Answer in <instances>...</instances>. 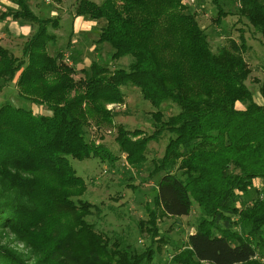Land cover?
Instances as JSON below:
<instances>
[{
  "label": "trees",
  "instance_id": "obj_1",
  "mask_svg": "<svg viewBox=\"0 0 264 264\" xmlns=\"http://www.w3.org/2000/svg\"><path fill=\"white\" fill-rule=\"evenodd\" d=\"M7 1L17 7L0 10V22H27L31 32L15 37L21 55L0 38V92L14 84L19 97L51 113L0 107V264H160L151 243L159 220L189 214L192 198L202 216L171 255L173 264H264V102L247 84L253 69L243 28L240 41L229 37L214 51L185 0H77L75 17L106 20L96 42L110 44L115 59L132 56L127 69L95 60L78 68L64 51L49 50L59 17L37 15L29 0ZM238 1L239 22L264 37V0ZM215 2L221 22L227 12ZM258 83L264 99V78ZM130 85L157 108L152 134L120 124L115 137L131 165L150 178L162 174L147 219L138 221L151 240L144 246L89 220L100 210L81 199L87 183L69 159L100 153L104 145L87 140V128L91 121L112 124L108 105H124L123 87ZM166 102L180 111L166 114ZM163 135L164 154L149 159L151 139ZM117 156L101 159L113 163Z\"/></svg>",
  "mask_w": 264,
  "mask_h": 264
},
{
  "label": "rangeland",
  "instance_id": "obj_2",
  "mask_svg": "<svg viewBox=\"0 0 264 264\" xmlns=\"http://www.w3.org/2000/svg\"><path fill=\"white\" fill-rule=\"evenodd\" d=\"M92 1L100 3L102 0ZM217 1L227 12L224 15L225 17H222L221 22L215 21L219 16V8L215 0H185V3L189 6V10L197 13L200 25L204 29L206 28L214 51L226 44L229 37L239 40L241 31L238 28H243L245 43L248 47L246 59L253 69L247 84L254 92L255 100L258 103H263L264 99L260 93L258 80L264 78V37L259 32H255L247 21L239 22L238 16L235 15L239 5L238 0ZM29 2L33 4L32 8L37 15L45 18L59 17L61 19V26L57 30L58 39L49 48L51 54L64 51L68 57H65L67 61H71L78 68L89 66L92 60L111 69H127L129 67L132 61L131 55L115 59L113 57L115 51L110 44L96 42L101 28L106 23L105 19L96 20L88 31H74L72 12L76 7L77 0H62L61 3L53 0H29ZM1 4L0 1V6ZM74 34L77 38H72ZM15 37L11 35L10 29L3 30L0 34L1 42L7 47H13L12 49L16 55H21V41H17ZM71 41L74 42L73 45H70ZM91 46H94L93 49ZM87 59L88 61H86ZM123 91L126 100L124 105H108V108L112 109L114 114L112 124L105 122L101 127H98L94 121H91L87 128L88 135L86 134V139L104 145L100 149V153L83 160L72 157L69 159L77 175L83 177L87 183L88 188L81 199L97 205L100 210L96 213V216L89 217V220L100 231L114 232L124 236L131 243L144 246L150 244L151 240L146 232L142 233L138 229V221L147 219L146 206L154 205L158 193V183L162 174L158 173L150 178L146 168H137L131 165L126 155L120 153L115 137L117 126L120 124L129 130L135 131L138 129L144 131L145 134H152L154 131L153 112L157 108L144 98L138 87L126 86L123 87ZM7 102L16 106L31 108L36 114L51 113L47 106L32 104L19 97L14 84H10L0 92V107ZM160 109L166 114H176L180 111L177 104L172 105L170 102L164 103ZM167 140L168 138L165 135L157 139H151L149 159L164 154ZM107 152L118 155L113 163L108 158L101 159L102 155ZM259 181L257 180L254 187L244 196L246 200H250L255 196L256 187L261 183ZM201 216V208L197 200L192 198V207L189 214L164 217V219L159 220L161 232L151 242L156 249L155 262L173 264L171 255L182 247L187 235L194 231ZM10 242H13V238L10 239ZM11 244L20 250L24 249L22 244L15 242ZM259 251L264 255V247L259 248Z\"/></svg>",
  "mask_w": 264,
  "mask_h": 264
},
{
  "label": "crops",
  "instance_id": "obj_3",
  "mask_svg": "<svg viewBox=\"0 0 264 264\" xmlns=\"http://www.w3.org/2000/svg\"><path fill=\"white\" fill-rule=\"evenodd\" d=\"M1 6H0V10L1 11H4L6 10L7 8H16L17 6L14 5L13 3L7 1V0H1ZM31 7L33 4H30ZM60 7V5H59ZM73 14V22H74V31L75 32H84V31H88L91 26L93 24H95V20H87L85 19L84 17H81V16H78V17H75V12L73 11L72 12ZM7 29H10L11 30V35L12 36H20V35H28L30 32H31V26L29 23L27 22H21V21H17V20H14L12 19L11 17H7L6 20L0 22V34L3 32V30H7ZM5 36V34H3ZM77 38V36H74L72 38ZM73 41L70 42V45H73ZM93 45V44H92ZM94 46H91V48L93 49ZM67 57V54H65ZM68 58V57H67ZM88 61V59L86 60Z\"/></svg>",
  "mask_w": 264,
  "mask_h": 264
},
{
  "label": "built area",
  "instance_id": "obj_4",
  "mask_svg": "<svg viewBox=\"0 0 264 264\" xmlns=\"http://www.w3.org/2000/svg\"><path fill=\"white\" fill-rule=\"evenodd\" d=\"M71 63V62H70Z\"/></svg>",
  "mask_w": 264,
  "mask_h": 264
}]
</instances>
